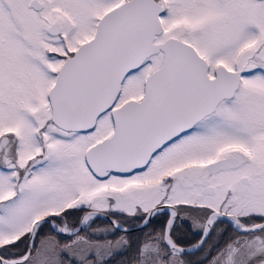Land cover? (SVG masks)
<instances>
[{
  "label": "snow or ice",
  "instance_id": "6c2138e0",
  "mask_svg": "<svg viewBox=\"0 0 264 264\" xmlns=\"http://www.w3.org/2000/svg\"><path fill=\"white\" fill-rule=\"evenodd\" d=\"M0 264H264V0H0Z\"/></svg>",
  "mask_w": 264,
  "mask_h": 264
},
{
  "label": "rangeland",
  "instance_id": "374dc122",
  "mask_svg": "<svg viewBox=\"0 0 264 264\" xmlns=\"http://www.w3.org/2000/svg\"><path fill=\"white\" fill-rule=\"evenodd\" d=\"M97 223H103L102 221H98Z\"/></svg>",
  "mask_w": 264,
  "mask_h": 264
}]
</instances>
